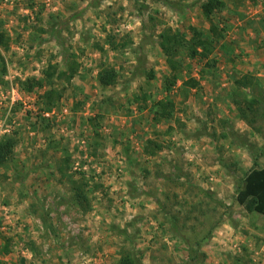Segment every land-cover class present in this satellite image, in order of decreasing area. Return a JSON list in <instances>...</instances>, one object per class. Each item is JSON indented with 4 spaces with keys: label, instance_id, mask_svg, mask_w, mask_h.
I'll return each mask as SVG.
<instances>
[{
    "label": "rangeland",
    "instance_id": "1",
    "mask_svg": "<svg viewBox=\"0 0 264 264\" xmlns=\"http://www.w3.org/2000/svg\"><path fill=\"white\" fill-rule=\"evenodd\" d=\"M207 1L0 0V139L17 140L0 166V264H117L125 252L143 264H264V216L237 200L264 168L263 113L248 110L252 96L264 103V0H222L210 19ZM214 25L212 54L182 50L173 73L161 35ZM69 62L78 75L50 111L47 88L22 90ZM105 65L118 74L108 89ZM159 100L174 103L173 120H154ZM71 179L88 183L90 208Z\"/></svg>",
    "mask_w": 264,
    "mask_h": 264
},
{
    "label": "trees",
    "instance_id": "2",
    "mask_svg": "<svg viewBox=\"0 0 264 264\" xmlns=\"http://www.w3.org/2000/svg\"><path fill=\"white\" fill-rule=\"evenodd\" d=\"M226 6V3L222 0H208L203 5V13L206 18L210 19L215 12L223 10ZM179 9V8H175ZM215 26V25H214ZM212 27L209 33L197 30L196 28H191L192 34L190 38H187L177 32H167L161 35V42L159 44L160 48L167 55V64L171 67L173 73H175L181 67V63L177 61V58L181 56V51H187L188 55L192 58L200 57L207 58L212 54L214 50V37L220 34L219 27ZM6 33L0 32V46H6ZM223 35V39H224ZM1 57V74L7 75L8 69L4 57L0 54ZM67 68L62 69L58 64L49 65L42 78H28L25 81H20L22 90L27 93H33L35 91H41L47 88V91L40 96L43 99V102L46 105L45 111H50L53 106L58 105L62 98L65 96L68 86L71 85L73 79L78 75V67L76 62H69L66 64ZM98 82L103 89H108L114 86L117 83L118 74L114 67L112 66H102L100 72L98 73ZM248 78H244L237 82V90L241 89V86H247ZM65 84V86H58V83ZM198 83H194L193 86H197ZM48 87H51L48 88ZM143 99L147 101V96L137 97V100ZM155 116L154 120L158 123L162 121H171L174 119V109L175 105L171 100H159L155 104ZM261 108V112L264 117V103L262 100H259L256 97L252 96L250 102H248V110L255 114ZM243 116H245V111H243ZM96 122V119L93 120ZM234 138H238L233 134ZM227 137V136H225ZM251 149L254 153L253 146H250L248 143L243 144ZM17 146V140L11 138L10 136L3 137L0 139V166H6L8 162L12 159L15 153ZM160 149V146L156 144L155 148H150L149 146L145 149L151 154H156V150ZM259 157V156H258ZM62 172V169L61 171ZM72 184L75 188V201L81 209H86L85 205L88 204L90 208L89 200L87 197L86 188L88 183L82 184L79 182H73ZM142 194V193H141ZM238 202L245 206L249 212L257 213L264 216V168H254L252 169L245 178L244 188L239 192L237 197ZM172 234L184 243L187 242L185 235L181 232V229L177 223H173ZM117 264H143L142 260L134 252H125L121 254V260Z\"/></svg>",
    "mask_w": 264,
    "mask_h": 264
}]
</instances>
